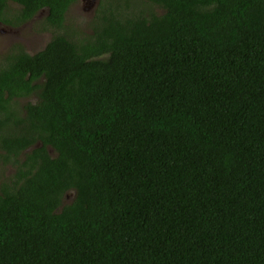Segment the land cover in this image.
Wrapping results in <instances>:
<instances>
[{
  "label": "trees",
  "instance_id": "16d2710c",
  "mask_svg": "<svg viewBox=\"0 0 264 264\" xmlns=\"http://www.w3.org/2000/svg\"><path fill=\"white\" fill-rule=\"evenodd\" d=\"M75 1L0 0V264H264V0Z\"/></svg>",
  "mask_w": 264,
  "mask_h": 264
},
{
  "label": "rangeland",
  "instance_id": "374dc122",
  "mask_svg": "<svg viewBox=\"0 0 264 264\" xmlns=\"http://www.w3.org/2000/svg\"><path fill=\"white\" fill-rule=\"evenodd\" d=\"M100 1L101 0H76L70 5L69 9L65 14V25L72 24L73 26H76V28H78L81 32L85 34H91L92 20L97 12V5ZM136 1L137 0H131L130 5H135ZM110 2V5L113 6L117 4L116 0H112ZM46 12V9H42L40 12L36 13L34 15L36 19L33 18L31 24H33L34 21H37L39 19L43 20L46 15ZM37 25L38 24L33 26L30 25V22H27L24 25L21 24L17 27H12L8 30L7 27L11 26L2 25V27H0V29L3 30L1 33L2 36H0V55L5 52H9L11 50V46L15 43H21L28 50H38L44 44L45 40L50 36L51 33L48 30L41 31L40 26ZM18 36L23 37L26 41H13V39ZM19 103L21 107L25 103V100H20ZM10 171H13L12 167L7 170V172Z\"/></svg>",
  "mask_w": 264,
  "mask_h": 264
},
{
  "label": "flooded vegetation",
  "instance_id": "af4514ba",
  "mask_svg": "<svg viewBox=\"0 0 264 264\" xmlns=\"http://www.w3.org/2000/svg\"><path fill=\"white\" fill-rule=\"evenodd\" d=\"M87 7H88V6H87ZM41 10H42V9L38 10V12H40ZM38 12H37V13H38ZM33 18L36 19V18L33 16V17L30 19V21H27V22H30V25H31V20H32ZM27 22H24V23H22V24L24 25V24L27 23ZM2 25H4V26H5V25H6V26H11V25L4 24V23L0 22V27H2ZM18 26H19V25H18ZM12 27H17V26L7 27V30H8V29H11ZM3 28H4V27H3ZM2 31H3V30L0 29V36H2V34H1ZM25 31H27V30H25ZM30 31H31V30H30ZM24 40H25V39H24L23 37H21V36H18V37H16L15 39H13V41H22V42H23ZM25 41H26V40H25ZM40 48H42V46H41ZM40 48H39V49H40ZM31 51H34V50H31ZM31 98H32V97H30V96H29V97H24V98H20L19 101H20V100H25V102H27V101H28L29 99H31ZM33 98H34V97H33ZM33 98H32V99H33ZM49 151H50V150H49ZM0 177H1V175H0Z\"/></svg>",
  "mask_w": 264,
  "mask_h": 264
}]
</instances>
